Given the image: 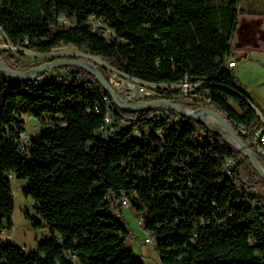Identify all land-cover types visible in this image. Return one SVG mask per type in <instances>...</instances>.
I'll return each mask as SVG.
<instances>
[{
	"label": "trees",
	"instance_id": "trees-1",
	"mask_svg": "<svg viewBox=\"0 0 264 264\" xmlns=\"http://www.w3.org/2000/svg\"><path fill=\"white\" fill-rule=\"evenodd\" d=\"M239 1L0 0V29L14 46L46 54L71 45L131 79L206 82L201 100H175L214 109L264 164L252 134L240 133L263 124L227 66ZM0 59L19 71L41 66L9 50ZM63 69L71 72L40 84L0 71V236L11 228L12 176L27 181L23 195L50 229L28 254L0 244V264H145L127 245L124 199L152 233L159 264H264V180L241 152L193 119L121 110L93 75ZM154 92L145 102L173 93ZM25 115L40 128L21 149Z\"/></svg>",
	"mask_w": 264,
	"mask_h": 264
},
{
	"label": "rangeland",
	"instance_id": "rangeland-1",
	"mask_svg": "<svg viewBox=\"0 0 264 264\" xmlns=\"http://www.w3.org/2000/svg\"><path fill=\"white\" fill-rule=\"evenodd\" d=\"M1 32L0 29V37ZM110 34L111 32L106 30L104 35L105 37H109ZM0 43H3V41L0 40ZM5 44L12 45L9 42ZM20 50V52L14 51L12 54L21 59L26 65H43L56 59H74L87 61L90 64L95 63L102 68L101 73L104 77L109 81L115 82L114 90L121 94L120 96L124 101L129 103L137 101V98L134 99L132 96L129 97L123 87L132 88V82H136L135 79L127 77V82L122 80V77L116 75L115 68L109 60H101L90 54L83 53L71 45H62L52 49L46 54H38L23 47H21ZM230 60L235 62V67L231 69L233 77L249 95L255 112H259L264 117V0L239 1V20L237 31L232 41ZM65 67H69L73 70L79 68L77 66ZM63 68V66L55 67L46 72V74L51 77H57L64 76L71 72V70ZM32 70L22 72H27V74H29ZM125 77L126 76H124V78ZM183 86H186V83L179 84V86L176 87L174 85L173 89L180 90ZM206 86H208L206 82L194 83L192 88L193 92L197 95L196 99L198 101L204 98L201 94H207ZM166 88L165 84L157 85V89ZM135 91L137 92V89L132 88L131 92L133 96L135 95ZM152 96L155 95L153 94ZM230 104L235 109H238L234 102L230 101ZM154 111L158 112L160 115L165 114L164 110L154 109ZM196 121L203 124L206 128L216 131L225 140H231L227 132L213 129L211 123L204 119ZM39 128L40 124L32 119L25 125V137L28 138L37 135ZM11 182L14 194V210L9 220L11 222V228L2 233L0 236V244L16 245L28 254L35 251L40 242L50 238V229L46 221L38 213L35 202L23 195V191L28 184L27 181L16 180L12 176ZM134 217L137 218L131 209L125 210L123 213L124 223L127 224L130 230V236L127 241L128 247L135 255L142 256L145 260V264H159L157 251L155 249V241L153 240L152 244L149 245L144 244L146 238L145 231L138 227ZM34 223H39V226H34Z\"/></svg>",
	"mask_w": 264,
	"mask_h": 264
},
{
	"label": "water",
	"instance_id": "water-1",
	"mask_svg": "<svg viewBox=\"0 0 264 264\" xmlns=\"http://www.w3.org/2000/svg\"><path fill=\"white\" fill-rule=\"evenodd\" d=\"M0 64H3L5 66L4 68H2L0 66V71L8 78V80L13 81V82H29L33 78H36V77H39L41 75L46 74V72H48L49 70H52L55 67H59V66H61V67L62 66L63 67H65V66H77V67H79L81 69H84L85 71H87L91 75H93L97 79V81L103 86V88L106 90V92L110 95L114 105L117 108H119L121 110H125V111H143V110H151V109L153 110L155 108L152 105L158 104V105H162L163 109L168 111L171 115L181 116V117H185V118H190V119H193V120L196 121L195 118H193L192 116L187 115L186 112H191V111H195V110H206L209 113H211L213 116H215L227 128V130H228L229 134L231 135V137L233 138V140L245 152L244 153L241 152L231 142H229L228 140H226V141L228 143H230L233 147H235L239 152L242 153L243 156H245L247 158L249 164L254 169V171L264 180V174L260 173L257 170V168L255 167V164H254L253 160L254 159L256 161H258V160L255 157L254 153L252 151H250V149H248L244 145L242 140L238 137V135L236 134L234 129L228 124V122L220 114H218L214 109H212L209 106H203V105L188 106V105H184V106L180 107V106H177V105L171 103L170 101H165V100H162V99L153 100V101H149V102H141V103H137V104L127 103V102H125V101H123L121 99V97L119 96L118 92L115 91L112 88V86L105 79V77L102 75V73L93 64H90L87 61L74 60V59H56V60H53V61H51L49 63L43 64V65H41L40 67H38L36 69H33L31 72H34V74H32V75L31 74H27V72L13 70V69L9 68L8 66H6V64L1 59H0ZM5 68H7L10 71H13L17 75L23 76L24 78L23 79L11 78L10 76H8L4 72ZM209 130H211V129H209Z\"/></svg>",
	"mask_w": 264,
	"mask_h": 264
},
{
	"label": "built area",
	"instance_id": "built-area-1",
	"mask_svg": "<svg viewBox=\"0 0 264 264\" xmlns=\"http://www.w3.org/2000/svg\"><path fill=\"white\" fill-rule=\"evenodd\" d=\"M21 47L23 48H27V47H24V46H14V45H7L5 43H0V51L1 50H9L10 52H14V51H17V52H20L21 50ZM235 65L234 63L232 62H229L228 63V68L229 69H232L234 68ZM116 71V75L122 77L121 79L124 80V81H128V79L124 78V74L122 72H120L119 70L117 69H114ZM29 74H34V72H31ZM43 75L39 76V77H36V78H33L34 81H38V80H46L50 75L47 74V76H44L42 77ZM109 83L111 85L114 86V81H109ZM194 83H198V82H194L192 81L190 78L187 77L186 79V86H183L181 87L180 90H171L173 93H172V98L170 100H165L161 97L162 100H165V101H170L171 103L177 105V106H184L185 104L183 102H181L180 100L176 101L175 99H182V98H188V97H194L196 98L197 95L195 92H193V86H194ZM125 84V83H124ZM133 86L132 88H135L137 89V92L135 91V95L133 96V93L131 92L132 91V88H129V87H126V86H123L124 87V90L127 92V94L129 95V97H133L134 99L137 98V101H139L140 103L141 102H145V98L149 95H158L154 92V89H157V85L156 84H151V83H148V82H144V81H139V82H132ZM115 87V86H114ZM161 90H168V89H161ZM136 93H137V97H136ZM195 93V94H194ZM119 96L121 95L119 92H118ZM121 97V96H120ZM121 99L123 100V98L121 97ZM124 101V100H123ZM126 102V101H125ZM129 103V102H127ZM131 104V102H130ZM156 110H164V109H157L155 108ZM154 110V109H153ZM165 114L167 116L171 115L168 111L164 110ZM261 122H262V127L258 130V131H252L251 129H246L244 127L240 128V133L242 135H246L248 133L252 134V145L255 147L256 151L262 155L264 157V117L262 116V114H260L259 112H257ZM26 117V118H25ZM33 118L29 115H25L22 117V120L25 124H27L29 121H31ZM34 120V119H33ZM114 124V119L112 116H110V119H109V126L107 128H105L104 130V133H103V138L106 139L108 137V133L110 131V129H112V126ZM134 137L136 138H139L140 137V133L138 131H134L133 135ZM31 140V137H28L26 138L25 137V132H23L21 135H20V143H21V146L20 148L23 149L26 145L29 144ZM255 205L258 206L260 205L258 202H255ZM122 207L123 209H129V203L127 202V200H123L122 201ZM116 212L119 213L120 215V211L116 210ZM143 218L142 217H137L136 218V223L138 225V227L140 229L143 230ZM149 242H151V240H148L145 238L144 240V244L146 245H149Z\"/></svg>",
	"mask_w": 264,
	"mask_h": 264
},
{
	"label": "bare ground",
	"instance_id": "bare-ground-1",
	"mask_svg": "<svg viewBox=\"0 0 264 264\" xmlns=\"http://www.w3.org/2000/svg\"><path fill=\"white\" fill-rule=\"evenodd\" d=\"M0 40L1 41H3V43L5 42V43H7L8 41H7V38H6V36L4 35V33L3 32H1V37H0ZM0 66L2 67V68H4L5 66L3 65V64H0ZM5 71V73L8 75V76H10L11 78H20V79H23L24 77L23 76H21V75H17V74H15L13 71H10V70H8L7 68H5L4 69ZM125 78H127V77H125ZM187 79V78H186ZM186 79L183 81V82H181V83H179V84H182V83H186ZM30 81H32L34 84H40L41 82H42V80H38V81H34L33 79L32 80H30ZM135 81L136 82H139L140 80H137V79H135ZM179 84H165V86L167 87L166 89H168V90H174L173 89V87H174V85H175V87L176 86H179ZM154 108H157V109H163V106L162 105H158V104H154V105H152ZM186 114L187 115H189V116H192L193 118H195L196 120H205V121H207V122H209V123H211V125H212V128L213 129H219V130H221V131H224V132H227L228 134H229V132H228V130H227V128L215 117V116H213L211 113H209L208 111H206V110H196V111H191V112H186ZM109 119L110 118H108L107 120H106V122H107V124H109ZM207 124V123H206ZM209 126V125H208ZM211 127V126H210ZM225 134V133H224ZM229 136H230V139L231 140H229V142H231L234 146H236L241 152H245L244 150H242L241 149V147L233 140V138L231 137V135L229 134ZM254 161V164H255V167L257 168V170L260 172V173H262V174H264V165L263 164H261V163H259L258 161H256L255 159L253 160ZM118 214V213H117ZM143 224H144V222H143ZM145 231V235H146V239H148V240H151V242H149V244H152V241L154 240V237H153V235H152V233L151 232H149V231H146V230H144Z\"/></svg>",
	"mask_w": 264,
	"mask_h": 264
},
{
	"label": "crops",
	"instance_id": "crops-1",
	"mask_svg": "<svg viewBox=\"0 0 264 264\" xmlns=\"http://www.w3.org/2000/svg\"><path fill=\"white\" fill-rule=\"evenodd\" d=\"M124 211H125V209L122 211V217H123V213H124ZM135 218V217H134ZM135 220H136V218H135ZM125 225H126V227L128 228V226H127V224L125 223Z\"/></svg>",
	"mask_w": 264,
	"mask_h": 264
}]
</instances>
